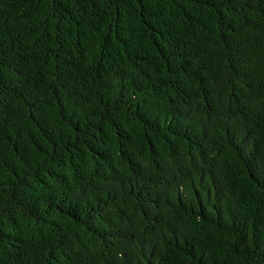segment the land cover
<instances>
[{
    "label": "trees",
    "instance_id": "16d2710c",
    "mask_svg": "<svg viewBox=\"0 0 264 264\" xmlns=\"http://www.w3.org/2000/svg\"><path fill=\"white\" fill-rule=\"evenodd\" d=\"M0 264H264V0H0Z\"/></svg>",
    "mask_w": 264,
    "mask_h": 264
}]
</instances>
